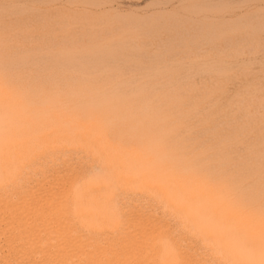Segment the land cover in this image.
I'll return each mask as SVG.
<instances>
[{"label":"rangeland","instance_id":"rangeland-1","mask_svg":"<svg viewBox=\"0 0 264 264\" xmlns=\"http://www.w3.org/2000/svg\"><path fill=\"white\" fill-rule=\"evenodd\" d=\"M47 95L113 97L123 135L264 237V0H0V109Z\"/></svg>","mask_w":264,"mask_h":264},{"label":"bare ground","instance_id":"bare-ground-1","mask_svg":"<svg viewBox=\"0 0 264 264\" xmlns=\"http://www.w3.org/2000/svg\"><path fill=\"white\" fill-rule=\"evenodd\" d=\"M38 104L0 109V264H264V237L123 135L113 97Z\"/></svg>","mask_w":264,"mask_h":264}]
</instances>
